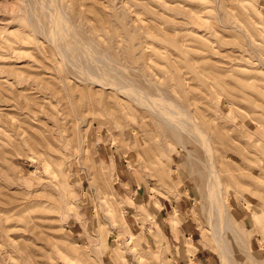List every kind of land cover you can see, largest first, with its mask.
<instances>
[{
	"label": "rangeland",
	"instance_id": "1",
	"mask_svg": "<svg viewBox=\"0 0 264 264\" xmlns=\"http://www.w3.org/2000/svg\"><path fill=\"white\" fill-rule=\"evenodd\" d=\"M0 264H264V0H0Z\"/></svg>",
	"mask_w": 264,
	"mask_h": 264
},
{
	"label": "crops",
	"instance_id": "2",
	"mask_svg": "<svg viewBox=\"0 0 264 264\" xmlns=\"http://www.w3.org/2000/svg\"><path fill=\"white\" fill-rule=\"evenodd\" d=\"M112 162V164H114V166L116 167V165H117V163H116V160H115V158L111 161ZM185 227V226H184ZM184 237V238H186L187 240H193L194 239V232L193 231H190L188 228L186 229V227L185 228H183L182 230H181V235H180V237ZM179 237V238H180Z\"/></svg>",
	"mask_w": 264,
	"mask_h": 264
},
{
	"label": "bare ground",
	"instance_id": "3",
	"mask_svg": "<svg viewBox=\"0 0 264 264\" xmlns=\"http://www.w3.org/2000/svg\"><path fill=\"white\" fill-rule=\"evenodd\" d=\"M57 14V13H56ZM55 14V15H56ZM58 16V15H57ZM61 20V19H60ZM61 23H63V22H61ZM60 23V24H61ZM59 26V25H58ZM61 29H62V27H61ZM64 29V28H63ZM66 29V28H65ZM68 34V33H67ZM69 35V34H68ZM59 36V35H58ZM74 36V35H73ZM76 36V35H75ZM63 40V39H62ZM64 42H65V40H64ZM61 43V42H60ZM78 43V42H77ZM66 47V46H65ZM66 50V49H65ZM152 104H153V101L151 102ZM162 106H163V104H162ZM161 109V108H160ZM165 109V108H164ZM176 109V108H175ZM164 111V110H163ZM161 115V114H160ZM162 117H163V115H161ZM186 117H188V115H186ZM189 119V118H188ZM190 126H192V125H190ZM184 127V126H183ZM192 128V130L194 129L193 127H191ZM194 131V130H193ZM198 132V131H197ZM198 134H200V133H198ZM201 135V134H200ZM201 138H202V135L200 136ZM234 167V166H233ZM236 167V166H235ZM213 168V167H212ZM210 171H212V177H213V174H214V172H215V170H214V168H213V170L212 169H210ZM213 200H214V198H215V193L213 192V189L211 190V196H210ZM217 234V233H216ZM255 236V235H254ZM220 248V247H219ZM221 250V249H220ZM223 251V250H222ZM222 253H224V252H222ZM226 256V255H225ZM226 258V257H225Z\"/></svg>",
	"mask_w": 264,
	"mask_h": 264
}]
</instances>
